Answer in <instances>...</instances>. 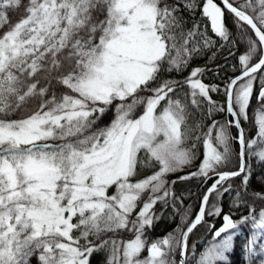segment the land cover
Listing matches in <instances>:
<instances>
[{"label":"snow or ice","instance_id":"1","mask_svg":"<svg viewBox=\"0 0 264 264\" xmlns=\"http://www.w3.org/2000/svg\"><path fill=\"white\" fill-rule=\"evenodd\" d=\"M253 160L264 0H0V264H264ZM193 179L195 212L174 190Z\"/></svg>","mask_w":264,"mask_h":264},{"label":"trees","instance_id":"2","mask_svg":"<svg viewBox=\"0 0 264 264\" xmlns=\"http://www.w3.org/2000/svg\"><path fill=\"white\" fill-rule=\"evenodd\" d=\"M226 16L228 17L229 28L230 29L234 28V26L231 22L230 14H228L226 12ZM15 18H16L15 15H13L12 19L15 20ZM243 51H244V48H243V46H241L239 51L237 52V56ZM206 59L207 58L205 57L203 59L193 61V66H195L197 64L203 65L206 62ZM235 61H236V57H232L231 62H235ZM217 62L222 63L223 62V56H221ZM185 74H187V73H185ZM227 74L232 75L231 72H228ZM221 75L223 76L224 73H221ZM205 82L206 83L218 82V79H214L212 74H209V76L207 77ZM214 98L218 99V100L221 99L220 97H214ZM252 104H253V108H254L256 106L255 99H253ZM249 114L251 117L252 116V110L251 109H250ZM112 116H113V113L111 111L108 112L104 116V118L102 119V121L100 123L102 125L107 124L108 122H110ZM217 119L222 120L223 116H218ZM244 127L248 133L249 139L255 136V128L251 124H245ZM233 131H235V130H233ZM196 163L198 164L199 161H197ZM253 169H254V173H253V177H252L251 185H250L251 190H254V191L264 190V184L261 183V179L264 178V164H257L255 162V160H253ZM190 170H195V165L193 166L192 169L186 168L182 172H178L174 175L169 176V180L176 179L178 176L184 175ZM234 183L238 184L239 180L234 181ZM174 190H175L177 196L183 195L185 197L184 198V206L185 207L191 205L192 211L193 212L197 211V209L199 207L200 197L202 196V193L205 190L201 187V184L199 181H197L195 179L188 180V181H178L174 186ZM256 207H257V209H259L261 207V204L259 202H257ZM223 208H224V212L229 211V198L227 196H225ZM247 211H248L247 208H241V209L237 210L235 216H233V219L234 220L239 219L241 214L246 215ZM208 219H209L210 223H215L216 226L219 225V223L222 220V218H216L215 220H213L212 218H208ZM175 226H176L175 223L169 222L168 220H163L156 226L155 230L151 233V235L153 237L162 236L166 232L171 231ZM247 231L248 230L245 229V233H247ZM211 238H212L211 234L208 233L206 226H199L197 228V230H195L194 234L190 237L189 243L191 244L192 242H196V250H197V253H199V251H201L202 248L204 247V244L207 241L211 240ZM235 258L237 260L242 259L241 240L240 239H237V241H236V256H235Z\"/></svg>","mask_w":264,"mask_h":264},{"label":"water","instance_id":"3","mask_svg":"<svg viewBox=\"0 0 264 264\" xmlns=\"http://www.w3.org/2000/svg\"><path fill=\"white\" fill-rule=\"evenodd\" d=\"M216 2L220 3V0H218V1L216 0ZM221 223H222V220H221ZM221 223L217 227H219L221 225Z\"/></svg>","mask_w":264,"mask_h":264},{"label":"bare ground","instance_id":"4","mask_svg":"<svg viewBox=\"0 0 264 264\" xmlns=\"http://www.w3.org/2000/svg\"><path fill=\"white\" fill-rule=\"evenodd\" d=\"M237 74H238V73H237ZM198 209H199V207H198ZM198 209H197V211H198ZM220 223H221V222H220ZM220 223H219V224H220ZM217 226H218V225H217ZM217 226H216V227H217Z\"/></svg>","mask_w":264,"mask_h":264}]
</instances>
